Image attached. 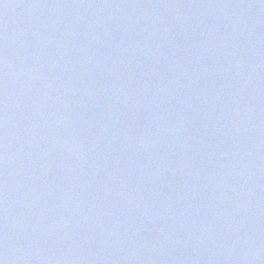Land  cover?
Masks as SVG:
<instances>
[{"label": "water", "instance_id": "water-1", "mask_svg": "<svg viewBox=\"0 0 264 264\" xmlns=\"http://www.w3.org/2000/svg\"><path fill=\"white\" fill-rule=\"evenodd\" d=\"M3 178L0 264H264V0H0Z\"/></svg>", "mask_w": 264, "mask_h": 264}, {"label": "snow or ice", "instance_id": "snow-or-ice-1", "mask_svg": "<svg viewBox=\"0 0 264 264\" xmlns=\"http://www.w3.org/2000/svg\"><path fill=\"white\" fill-rule=\"evenodd\" d=\"M4 120L6 122V114L4 116ZM3 140H4V149L3 150L6 151V135L3 137ZM5 165H6V161H5ZM0 189H2L3 194H5V195H0V205H3V210H4V212H6V191H7L6 178L0 179Z\"/></svg>", "mask_w": 264, "mask_h": 264}]
</instances>
